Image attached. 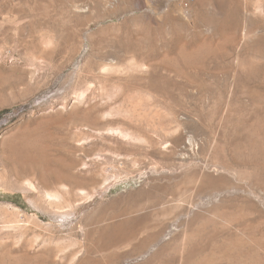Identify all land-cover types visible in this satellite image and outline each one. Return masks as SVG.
Masks as SVG:
<instances>
[{"label": "rangeland", "instance_id": "rangeland-1", "mask_svg": "<svg viewBox=\"0 0 264 264\" xmlns=\"http://www.w3.org/2000/svg\"><path fill=\"white\" fill-rule=\"evenodd\" d=\"M0 264H264V0H0Z\"/></svg>", "mask_w": 264, "mask_h": 264}]
</instances>
